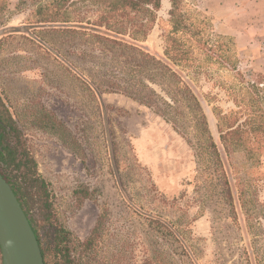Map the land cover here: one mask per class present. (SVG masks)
Here are the masks:
<instances>
[{"label": "rangeland", "instance_id": "rangeland-1", "mask_svg": "<svg viewBox=\"0 0 264 264\" xmlns=\"http://www.w3.org/2000/svg\"><path fill=\"white\" fill-rule=\"evenodd\" d=\"M50 1L0 0V94L22 132L18 158L26 150L45 182L26 191L48 264H264V138L243 137L259 142L253 156L226 153L219 130L220 115L246 110V120L250 96L264 112V33L249 43L225 33L229 15L240 31L248 15L264 23V0H187L225 38L188 77L208 132L183 100L171 121L160 114L180 90L160 66L170 0L138 46L91 28L37 27ZM73 1L68 13L85 22L106 9ZM130 15L133 25L112 26L136 29L148 14ZM24 172L14 171L20 184Z\"/></svg>", "mask_w": 264, "mask_h": 264}, {"label": "trees", "instance_id": "trees-1", "mask_svg": "<svg viewBox=\"0 0 264 264\" xmlns=\"http://www.w3.org/2000/svg\"><path fill=\"white\" fill-rule=\"evenodd\" d=\"M73 0H51L48 3L50 9L49 14L45 17H40L35 22L36 26H68L94 29L96 33L106 36L121 42H127L133 46H138L145 42L148 38L154 24V12L161 8L162 0H114V2H107L100 0L93 1L100 7L99 3L106 5V9L101 11L102 14L94 20H82L79 15L70 16L68 10L72 8L75 2ZM172 8L169 12V19L165 22L162 28L161 38L163 41V53L160 54V66L166 73L177 79V86H180L177 97H171V102L164 101L160 109V114L168 118L170 111L178 110L175 106L180 100L187 103L190 111L198 114V127L207 130L206 116L202 113V106L199 99V94L194 90V85L190 75H194L203 71L206 62L211 61L219 56L217 51L221 46H224L225 39L223 36L212 34L211 25L208 24L207 18L201 16L196 10L189 7L187 0H170ZM140 12L145 10L147 16L144 19V24L136 29L116 28L112 25L117 23H127L133 25L134 19L137 16H124L127 11ZM120 11L122 13L120 14ZM130 14V13H129ZM119 17H125L124 20H119ZM127 17V18H126ZM64 25H63V24ZM214 38V39H213ZM229 62V58L224 61ZM232 66V65H229ZM163 91H165L163 89ZM169 92H166L168 94ZM257 96H250V103L248 104L250 113L246 120L241 121L239 114H245L246 110H234L229 114L220 115L219 130L221 134V142L225 148L226 153L230 149H246L250 156H253L254 144H246L243 137L254 135L256 138H264V112H259L260 106ZM161 107V106H160ZM251 115V116H250ZM21 130L17 125V120L8 106L4 98L0 94V173L11 185L16 194L31 226L38 239L44 263L48 264L47 251L43 246V240L39 234V221L33 213L30 212V204L28 202L27 187L40 182L38 191H44L45 182L40 180L36 169L34 170L33 160L30 158L26 150L21 152V157L18 158V151L12 144L14 139L20 141ZM253 145V146H251ZM215 155H219L216 145L213 143ZM20 168H25L21 184L19 178L14 171ZM39 193V192H38ZM47 207V206H46ZM46 215V214H45ZM49 217V216H48ZM63 242V241H62ZM2 252L0 248V264H2Z\"/></svg>", "mask_w": 264, "mask_h": 264}, {"label": "water", "instance_id": "water-1", "mask_svg": "<svg viewBox=\"0 0 264 264\" xmlns=\"http://www.w3.org/2000/svg\"><path fill=\"white\" fill-rule=\"evenodd\" d=\"M2 264H45L38 239L11 185L0 173Z\"/></svg>", "mask_w": 264, "mask_h": 264}, {"label": "crops", "instance_id": "crops-1", "mask_svg": "<svg viewBox=\"0 0 264 264\" xmlns=\"http://www.w3.org/2000/svg\"><path fill=\"white\" fill-rule=\"evenodd\" d=\"M232 17H233V15H231V16L229 15L227 20L223 19L224 21L226 20V22L228 21V23L230 25V28L228 27L225 33H227L228 35L235 36L237 38L238 43H242L244 41V39H246L248 41L247 43H249V41L255 40L256 34H258L259 32L260 33H264V23L258 22L257 19L254 18L253 16H251V15L247 16L248 19L246 21L247 22L246 27H249L248 31H245V30L240 31L239 28L231 27V24H233V23L231 21L229 22V19L232 18ZM221 21H222V19H221ZM249 22L251 23V25H248ZM238 46L241 49H243L245 47L244 44H240V45L238 44Z\"/></svg>", "mask_w": 264, "mask_h": 264}, {"label": "built area", "instance_id": "built-area-1", "mask_svg": "<svg viewBox=\"0 0 264 264\" xmlns=\"http://www.w3.org/2000/svg\"><path fill=\"white\" fill-rule=\"evenodd\" d=\"M262 50L264 51V42L261 43Z\"/></svg>", "mask_w": 264, "mask_h": 264}]
</instances>
